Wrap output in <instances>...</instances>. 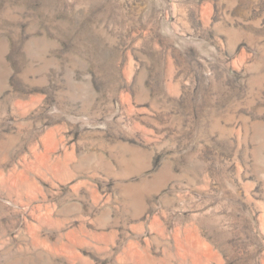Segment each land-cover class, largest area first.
Wrapping results in <instances>:
<instances>
[{
	"label": "rangeland",
	"instance_id": "rangeland-1",
	"mask_svg": "<svg viewBox=\"0 0 264 264\" xmlns=\"http://www.w3.org/2000/svg\"><path fill=\"white\" fill-rule=\"evenodd\" d=\"M0 264H264V0H0Z\"/></svg>",
	"mask_w": 264,
	"mask_h": 264
}]
</instances>
